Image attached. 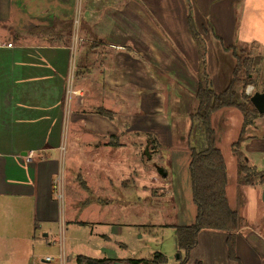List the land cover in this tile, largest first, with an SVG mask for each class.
I'll return each mask as SVG.
<instances>
[{
	"label": "crops",
	"instance_id": "0c3cea01",
	"mask_svg": "<svg viewBox=\"0 0 264 264\" xmlns=\"http://www.w3.org/2000/svg\"><path fill=\"white\" fill-rule=\"evenodd\" d=\"M31 2L0 0V43L13 45L0 47V264H37L34 260L42 254L40 250L51 246L52 228L48 225L61 221V201L70 195L67 181L60 176L61 155L56 153L66 110L74 119L72 133L78 145L70 166L77 172L74 181L87 196L83 194L82 201L68 200L70 206L76 205V212L84 210L85 215L71 216L63 230L68 224L77 228L87 223L92 227L136 224L97 219L89 222L82 217L88 218L86 212L93 207L109 211V206L118 205L110 201V173L100 174L95 167H125L126 160L144 165L142 151L148 154L152 145L148 140L144 148L146 135H152L161 150L170 147L175 135L182 136L184 144L179 141L182 147L173 145V150L184 151L188 156L185 164H190L191 113L197 105L202 61L189 18L204 43V68L217 93L228 87L233 75L235 58L228 48L264 49V0H82L89 23L86 40L92 44L75 58L71 102L65 110L62 100L66 99L67 83L61 73L69 45H59L57 39L47 46L29 42L30 34H46L32 32L43 28L40 24L33 29L25 26L46 16L41 14L43 10L35 12ZM52 33L54 38H62L58 30ZM184 103L185 112H181ZM98 108L112 111L114 118L99 114ZM232 109L222 108L212 115L216 144L224 141V133L231 127ZM241 121L243 125L244 118ZM245 132L239 151L249 169L261 176L253 184L240 183L237 161L238 175L231 178L232 183L237 180L238 189L233 206L228 198L225 159L228 202L243 217V226L236 232L237 259L229 256L227 232L202 230L189 264L198 260L204 264H264V182H260L264 178V113L252 119ZM30 151L34 156L27 160L25 155ZM148 156L149 160L153 157ZM132 167L128 166L120 180L124 213L130 212L127 206L131 205L126 203L131 200L130 194L143 188L144 179H150L143 177V169ZM79 176L88 190L80 185ZM167 177L168 173L164 177L166 185ZM188 179L191 193L190 168ZM179 187L180 183L174 184L168 195L179 194ZM237 187L248 189L241 193L253 204L248 211L237 201ZM146 207L158 209L152 204ZM196 215L197 206L192 204L190 214L184 213L178 225L192 224ZM38 229H43V239L37 235ZM61 243L64 245V238ZM77 256L72 254V258ZM41 263L51 260L42 258Z\"/></svg>",
	"mask_w": 264,
	"mask_h": 264
},
{
	"label": "rangeland",
	"instance_id": "374dc122",
	"mask_svg": "<svg viewBox=\"0 0 264 264\" xmlns=\"http://www.w3.org/2000/svg\"><path fill=\"white\" fill-rule=\"evenodd\" d=\"M31 3L33 4L32 8L36 10L35 12L43 10L41 14H46V16L42 17L41 22L35 20L30 24L25 23V26L27 28L30 26L32 29L36 24H40V27L44 28L51 26L54 27L53 30L50 29L46 31L47 35L41 34L40 32L35 35L30 34L29 42L33 45L47 46L52 42H55V39H57V44L62 46L69 45V49L65 52V65L61 73V78L64 80L65 84L67 83L65 87V90L67 91L66 99L62 100V104L65 105L66 110L71 102L69 96L74 81L75 58L77 57V54L92 44V42L86 40L89 23L84 11V4L82 0H32ZM58 10L61 11L59 12ZM55 13L57 17H55ZM58 19L59 22L56 24V20ZM69 24H71V27H69ZM54 30L61 32L62 38H54L52 35V31ZM43 35H46L47 39H43ZM245 48L248 50L252 60L255 61L254 67L252 68V78L254 80V84L252 85L254 86V90L255 92H263L264 49L249 46H246ZM184 105L185 103L182 104L181 112H185L183 109L186 106ZM65 115L66 116H64L63 120L65 127L61 134L58 135L61 146L56 153H60L61 155L60 176H63L65 182L67 181V185H65L67 192L70 195L68 197L65 196L61 201V221L53 225H48L52 228L49 235L51 246H44V248L40 250V253L42 254L35 258V263L43 264L41 263V259H46L45 255L47 254L51 257V263L48 264H77L75 257L72 258V254H75V256L86 254L98 258L109 257L128 260L132 258H149L155 252L159 251L167 256L168 262L166 264H177V252L174 251L176 237L173 226L178 225L182 217H184V213L186 214L188 212V214H190L192 204H194V206L196 205L192 199V191L191 193L189 191V165L185 164L188 156H185V152L182 150H173V145L182 147L178 144L179 141H183L181 140L182 136L178 137L175 135L170 147L162 148V150L155 144L156 140L152 135L144 136V148L149 140V143H152V145L147 153L153 156L151 160H149L148 154L143 150L142 160L144 165H134L132 161L126 160L125 163L127 165L125 167L115 165L104 166L102 168L98 166L95 167V170L100 174H103L104 172H106V174L107 172L108 174L110 173V181L113 182L111 193L112 199L110 201L112 204L118 205L112 207L109 206V208H111L109 211L105 209L98 210L93 207L89 212L85 211L88 218L82 217V219L89 222L92 219H97L101 221L111 220L118 223L136 224H121L119 227H112L110 224L104 223L92 227L87 223V225H80L78 228L74 227V225L70 226L68 224L67 230L65 228L63 230L62 227L64 222L68 221L71 216L85 215L84 210H81L79 213L76 212L74 209L76 205L73 204L70 206L69 201H82V199L84 200L83 194H85L84 196H87V193L81 191L79 185L74 181L77 172L71 170L72 167L70 166V162L71 160H74V154L77 152L75 149L78 148V145L74 142V135L72 133L74 119H72L71 114L68 113L67 110L65 111ZM242 118V113L233 108L230 118L231 127L224 133V141H219L217 143L227 160L229 176L228 198L232 205L236 203L235 196L237 195L236 193L238 190H236L237 180H235L236 183H232L231 179L236 173L238 161V158L232 149V144L237 140L240 131L243 128L241 121ZM30 141H32V139ZM129 165L133 166L131 169H143V177L145 178V176H149L153 181H150V179H148L149 181H146V179H144L142 182L143 188L141 187L130 194L131 200L126 202L128 205H131L127 206L130 209V212L124 213L121 205L122 185L120 180L128 169H130L128 168ZM68 171H71L72 174L68 175ZM165 173H168L167 185L165 184L166 181L164 179ZM248 173L251 179L259 181V173L254 174L251 169L248 170ZM236 175L238 174L236 173ZM79 178L80 179L77 180L81 185V180L84 181V179L81 176H79ZM237 179L240 183H243L240 181V175L237 176ZM171 181H173V183ZM177 183H180V187L178 188L179 194L174 193L173 196L168 195L167 190L173 189L174 184ZM131 185L132 183H129L127 186L130 187ZM237 188H239L240 193V197L237 201H239L240 205L244 204L246 211H248L249 207H252L253 204L250 205L248 197L241 194L243 190L247 191L248 189H241V187ZM257 192H259V190ZM134 203H136V206L133 205ZM150 204L158 209L148 210L146 205ZM147 223H152V225H147ZM43 233V229L37 230V235L42 239ZM98 233L105 234L109 238L98 235ZM63 238L64 245L61 243ZM123 259L118 261L124 262Z\"/></svg>",
	"mask_w": 264,
	"mask_h": 264
},
{
	"label": "trees",
	"instance_id": "16d2710c",
	"mask_svg": "<svg viewBox=\"0 0 264 264\" xmlns=\"http://www.w3.org/2000/svg\"><path fill=\"white\" fill-rule=\"evenodd\" d=\"M57 22L59 20H56V24ZM189 25L194 38L200 46L202 61V68L198 73L197 105L191 113L192 124L190 131L191 155L189 168L192 197L197 206V215L192 224L173 226L177 242V264H189L190 253L197 245L198 237L202 230L227 232L229 256L232 259H237L235 255V239L236 232L243 226V217L239 211L232 210L228 202L226 195L227 167L224 155L216 144L212 115L214 112L228 107L237 108L242 113L244 124L238 139L233 144V150L238 158L240 181L245 184H253L254 180L248 175L249 167L246 165V160L239 148L245 139L246 125L262 114L251 101V96L245 93L246 86L254 84L252 68L255 61L252 60L248 50L242 46H231L228 48V50L232 51L235 58L233 75L228 87L224 91L217 93L211 87L209 77L205 71L204 43L200 38L199 32L195 29L191 17L189 18ZM53 27L34 28L32 32L53 30ZM69 27H71V24H69ZM97 112L110 119L114 118V113L104 108H98ZM260 182H264L263 177ZM81 185L88 190L83 180H81ZM116 261L113 258H92L82 254L76 257L77 264H114ZM123 261L128 264H166L168 259L165 254L158 251L149 258ZM194 264L204 263L198 260Z\"/></svg>",
	"mask_w": 264,
	"mask_h": 264
},
{
	"label": "water",
	"instance_id": "95a60500",
	"mask_svg": "<svg viewBox=\"0 0 264 264\" xmlns=\"http://www.w3.org/2000/svg\"><path fill=\"white\" fill-rule=\"evenodd\" d=\"M251 101L253 102V104L255 105V107L259 112L264 113V92H255L251 96ZM166 175L167 173L164 174V177H166ZM262 200L264 201V191L262 194ZM114 264H128V263L117 260Z\"/></svg>",
	"mask_w": 264,
	"mask_h": 264
},
{
	"label": "built area",
	"instance_id": "2783aa9c",
	"mask_svg": "<svg viewBox=\"0 0 264 264\" xmlns=\"http://www.w3.org/2000/svg\"><path fill=\"white\" fill-rule=\"evenodd\" d=\"M12 43H0V47H12ZM245 93L249 96H252L255 93L254 86L252 84H248L245 88ZM34 156V151H30L25 155L27 160H31ZM47 260H50L51 257H46Z\"/></svg>",
	"mask_w": 264,
	"mask_h": 264
}]
</instances>
